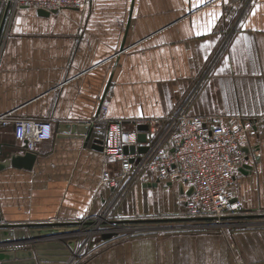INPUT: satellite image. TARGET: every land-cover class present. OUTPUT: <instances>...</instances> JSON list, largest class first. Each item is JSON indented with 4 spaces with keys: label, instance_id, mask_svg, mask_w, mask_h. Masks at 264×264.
I'll return each mask as SVG.
<instances>
[{
    "label": "crops",
    "instance_id": "obj_1",
    "mask_svg": "<svg viewBox=\"0 0 264 264\" xmlns=\"http://www.w3.org/2000/svg\"><path fill=\"white\" fill-rule=\"evenodd\" d=\"M78 1L60 15L22 9L7 35L5 24L0 115L47 119L53 138L32 151V169L0 172L3 221L73 231L37 240L47 264H264V223L250 222L261 218L179 217L187 223L134 238L120 237L123 224L112 239L99 233L86 245L92 226L80 225L94 222L116 193L101 176L119 165L103 157L101 134L87 141L82 133L102 105L109 119H165L181 110L261 119L250 137L252 170L240 173L235 195L237 215L264 212V0ZM0 150L4 161L28 148L9 125L0 127ZM145 184L135 182V191L161 189L156 202L166 197L172 207L177 196L186 204L189 187L180 181ZM119 215L113 220H129Z\"/></svg>",
    "mask_w": 264,
    "mask_h": 264
},
{
    "label": "built area",
    "instance_id": "obj_2",
    "mask_svg": "<svg viewBox=\"0 0 264 264\" xmlns=\"http://www.w3.org/2000/svg\"><path fill=\"white\" fill-rule=\"evenodd\" d=\"M10 2L6 35L15 15L22 9H42L52 15L81 6L78 0H3ZM237 4L239 0H230ZM106 107L87 123L93 132L102 136V155L109 164H118L117 172L104 170L101 183L116 189L115 196L94 220L97 225L85 232L92 236L107 232L99 228L112 220V207L135 182L165 183L180 181L190 189L185 204L186 216L191 218L237 215L240 201L235 195L237 178L253 156L250 137L261 119L243 115L221 116L188 114L179 111L165 119L134 120L109 119ZM12 125L17 139L27 141L29 151L53 138V125L47 119L0 115V127ZM146 125V130H139ZM144 134L145 142H139ZM136 150L126 153L125 148ZM139 147L146 151L140 153ZM248 149V152L244 150ZM112 227V226H111ZM112 227L108 232L117 231ZM83 245V247H84ZM83 247L78 248V251Z\"/></svg>",
    "mask_w": 264,
    "mask_h": 264
},
{
    "label": "water",
    "instance_id": "obj_3",
    "mask_svg": "<svg viewBox=\"0 0 264 264\" xmlns=\"http://www.w3.org/2000/svg\"><path fill=\"white\" fill-rule=\"evenodd\" d=\"M10 8V2L4 3L3 0H0V41L3 36L5 24L7 21L8 11ZM37 13L41 16H49L51 15L48 11H44L42 9H38ZM139 130L143 131L147 129L146 125L139 126ZM86 135V140L89 141L93 130L85 125V131L82 132ZM26 148L27 147V141ZM139 142H145L144 134L139 135ZM100 150L103 148L102 140L96 141ZM136 150L135 146L126 147L125 151L134 152ZM246 152H248L247 148H244ZM138 151L143 153L146 151L145 147H139ZM4 156V151L0 150V157ZM36 159L35 153L32 151L27 150L23 155H14L10 159L6 158L4 161H0V172L9 168L14 167L18 169H32L33 163ZM252 170V166L245 164L242 168V173L249 174V171ZM159 182H155L153 184L147 183L144 186H158ZM181 188L183 189V185L181 184ZM194 192V188H190L186 191L187 196H191ZM264 218V214H254V215H232V216H224L222 219L229 218V219H239V218ZM183 219H175V218H167V219H149L148 222H166V221H177ZM186 220H217L216 217H204V218H187ZM141 221L138 220H125V221H115V220H108L102 222L104 225H111L112 227L117 228L123 224H130V223H139ZM80 225L92 226L97 225L94 222H85L80 223ZM65 226V225H57L56 227ZM55 227L51 224H11L8 222L3 221L2 216L0 214V264H47L49 261L47 254L45 253L44 243L37 242L39 239H45L54 237L56 241H59L56 238L70 237L73 231L67 229H56V228H49ZM30 231H27L29 230ZM77 230V229H76ZM115 235V231L103 233L102 237L104 239H112ZM62 239V238H61ZM26 250V251H25ZM29 258L27 260H23ZM69 262L68 264H70ZM65 264V263H62Z\"/></svg>",
    "mask_w": 264,
    "mask_h": 264
},
{
    "label": "rangeland",
    "instance_id": "obj_4",
    "mask_svg": "<svg viewBox=\"0 0 264 264\" xmlns=\"http://www.w3.org/2000/svg\"><path fill=\"white\" fill-rule=\"evenodd\" d=\"M135 186H131L123 197L117 201V203L112 207V217L114 219L115 215L121 213L124 219L129 220H138L139 223H130L125 224L122 229L124 232H117L120 234V237L134 238L141 237L150 234L157 233L158 231L162 232L163 225L167 223L177 224V223H187L186 221L176 222V221H166V222H148L149 219H167V218H189L186 216L185 212V203L179 197H174V205L172 207L167 206L166 197L164 199H159L162 195L161 189L159 190H137L135 191ZM147 193V194H146ZM164 193V192H163ZM154 200V206L151 204V201ZM163 200V201H162ZM169 203V202H168ZM120 209V212H119ZM171 211V212H170ZM264 214V212H260ZM120 216V215H119ZM191 218V217H190ZM235 222V221H234ZM251 223H264V218L250 220ZM236 223V222H235ZM244 223V222H242ZM255 224V225H258ZM261 225V224H259ZM112 229V228H111ZM117 229V228H116ZM83 234V233H80ZM99 234H95L92 237H96ZM85 236H88L86 234Z\"/></svg>",
    "mask_w": 264,
    "mask_h": 264
},
{
    "label": "snow or ice",
    "instance_id": "obj_5",
    "mask_svg": "<svg viewBox=\"0 0 264 264\" xmlns=\"http://www.w3.org/2000/svg\"><path fill=\"white\" fill-rule=\"evenodd\" d=\"M215 18V17H214Z\"/></svg>",
    "mask_w": 264,
    "mask_h": 264
}]
</instances>
